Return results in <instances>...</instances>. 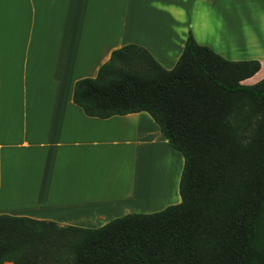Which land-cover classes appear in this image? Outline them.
<instances>
[{"label":"crops","instance_id":"obj_1","mask_svg":"<svg viewBox=\"0 0 264 264\" xmlns=\"http://www.w3.org/2000/svg\"><path fill=\"white\" fill-rule=\"evenodd\" d=\"M190 33L264 79V0H0V215L98 229L180 204L184 159L154 119L89 117L73 95L126 45L172 70Z\"/></svg>","mask_w":264,"mask_h":264},{"label":"trees","instance_id":"obj_2","mask_svg":"<svg viewBox=\"0 0 264 264\" xmlns=\"http://www.w3.org/2000/svg\"><path fill=\"white\" fill-rule=\"evenodd\" d=\"M190 33L172 70L143 47L75 84L87 116L147 112L184 159L181 203L98 229L0 215V264H264V79Z\"/></svg>","mask_w":264,"mask_h":264},{"label":"rangeland","instance_id":"obj_3","mask_svg":"<svg viewBox=\"0 0 264 264\" xmlns=\"http://www.w3.org/2000/svg\"><path fill=\"white\" fill-rule=\"evenodd\" d=\"M258 20V19H257ZM252 22H254V19H250V20H248V23H252ZM241 24V23H240ZM229 28V27H228ZM244 38H247V36L245 35H241L240 36V41H244ZM228 43H229V40L227 41ZM139 166H141V167H143V165H139ZM140 167H138V172H139V174L141 173L142 174V172H140ZM164 169H165V173H166V176H168V174L170 173V171H172L171 170V166L169 165V163L168 162H166V165H165V167H164ZM138 174V173H137ZM142 179V180H144L145 181V177H144V175L142 174V177H139V179ZM136 192H141V190H138V191H136ZM165 199V196H161L158 200L159 201H163V203H165V202H168L167 200H164ZM160 204L159 202H158V206H153V207H149V208H146V209H152V208H156V207H162V206H164V204ZM157 205V204H156Z\"/></svg>","mask_w":264,"mask_h":264},{"label":"bare ground","instance_id":"obj_4","mask_svg":"<svg viewBox=\"0 0 264 264\" xmlns=\"http://www.w3.org/2000/svg\"><path fill=\"white\" fill-rule=\"evenodd\" d=\"M145 164L147 165V162ZM144 169H145V172L143 173V175L145 177V180L147 181L148 178H152V177H151V175H147L146 168H144ZM139 177H142V174L141 173L139 174V172H138L137 179L136 180H141V178L139 179ZM138 190H142V189L141 188H138ZM138 190H136V191H138Z\"/></svg>","mask_w":264,"mask_h":264}]
</instances>
